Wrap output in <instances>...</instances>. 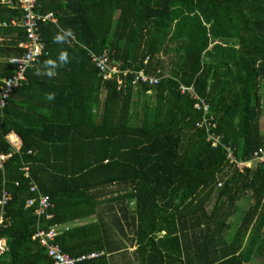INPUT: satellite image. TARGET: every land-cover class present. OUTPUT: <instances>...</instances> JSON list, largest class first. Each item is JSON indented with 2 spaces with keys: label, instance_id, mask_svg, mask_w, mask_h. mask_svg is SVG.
I'll list each match as a JSON object with an SVG mask.
<instances>
[{
  "label": "trees",
  "instance_id": "obj_1",
  "mask_svg": "<svg viewBox=\"0 0 264 264\" xmlns=\"http://www.w3.org/2000/svg\"><path fill=\"white\" fill-rule=\"evenodd\" d=\"M37 2L56 23L40 24L45 54L0 110V153L11 155L0 169V199L10 195L0 264H52L33 236L53 226L68 256L105 254L78 264H108L124 228L139 264H264V165L238 166L264 146V0ZM20 16L17 0H0V85L22 52L24 30L8 24ZM103 53L120 75L158 84L104 81L91 61ZM34 84L51 103L29 111ZM37 193L53 204L50 220L25 206Z\"/></svg>",
  "mask_w": 264,
  "mask_h": 264
},
{
  "label": "built area",
  "instance_id": "obj_2",
  "mask_svg": "<svg viewBox=\"0 0 264 264\" xmlns=\"http://www.w3.org/2000/svg\"><path fill=\"white\" fill-rule=\"evenodd\" d=\"M17 6L21 11V16L19 20H11L8 24L15 27H20L24 30L25 41L19 45L22 49V52L19 56L11 57L7 62L15 68V73L12 77L4 79L0 85V110L5 107L7 100L9 99L10 94L15 90L27 83V71L32 68L36 61L45 54V46L41 40L40 34V24L44 22L56 23V19L52 16L51 13L40 14L39 4L37 0H17ZM3 26L6 23L2 24ZM91 61L98 70L100 76L104 81H113L115 80L117 84H122V81L119 76L125 77L126 74L133 75V85L141 84L147 86H154L158 84L159 79L145 76L142 72L133 73L126 71L122 75L121 71L114 65L108 63V56L103 53L101 56L91 54ZM181 91H185L184 88H181ZM199 104L195 105L196 109L203 108L204 111H207L208 105L202 101L198 100ZM202 125L206 126V134L208 135V140L212 142V146H217L219 143V138L210 132L209 126L212 123V119L208 117L202 118ZM214 128V125H211ZM228 152V158L233 159L232 153L229 148H226ZM10 154L0 153V169H2L3 164L10 158ZM253 158L251 161L245 163H238L240 168L249 167L250 162H255L258 164L264 165V146L258 148L253 153ZM24 176L28 177V168L24 167ZM36 190L35 186L30 188V192L34 193ZM10 200V195L6 191H2V196L0 199V206H4L6 202ZM26 208H33V215L37 219L43 218L45 220H50L52 218L51 210L53 204L50 202L48 197L41 196L39 193L35 197H32L26 201ZM3 225L2 215L0 216V231L1 226ZM56 226L50 227L47 230L37 229L33 239H35L39 246L43 247L46 250L48 258L51 260L52 264H78L82 261L95 259L105 254L103 252L91 253L88 255H83L78 258H72L67 254L63 253L58 245L55 244L56 236ZM7 251L6 242L3 238H0V257Z\"/></svg>",
  "mask_w": 264,
  "mask_h": 264
},
{
  "label": "crops",
  "instance_id": "obj_3",
  "mask_svg": "<svg viewBox=\"0 0 264 264\" xmlns=\"http://www.w3.org/2000/svg\"><path fill=\"white\" fill-rule=\"evenodd\" d=\"M4 2V0H2ZM28 82V81H27ZM27 84V83H26ZM33 89H35V93H37L34 97V99L30 100L29 98H26V108H28L29 111L34 110V108H38L39 106H47L51 102H48V99L46 96L49 95V91L46 86L40 85V84H34ZM7 140L11 144V146L18 151V148L20 146V141L18 137L10 133L7 135ZM101 212H103V218L104 220H109L108 214H106L102 209H99ZM100 213V212H99ZM96 220V216L85 218L82 220H75L71 223H68L66 225L58 226L57 228L59 230H66L68 228H73L75 226H79L82 224L94 222ZM102 233L104 234V228ZM264 231V227H263ZM124 233L119 232L117 233L118 236V243L120 245V249L117 252L107 254L105 256V260L108 262V264H139V261L136 259L135 251H136V245L131 243L129 238H131V234L127 232V230L124 228ZM260 264V263H256Z\"/></svg>",
  "mask_w": 264,
  "mask_h": 264
},
{
  "label": "rangeland",
  "instance_id": "obj_4",
  "mask_svg": "<svg viewBox=\"0 0 264 264\" xmlns=\"http://www.w3.org/2000/svg\"><path fill=\"white\" fill-rule=\"evenodd\" d=\"M238 212L235 213V215L233 216V220L232 222H237L239 223L240 217L242 215V212L245 211L248 207V203H247V199L242 200L240 203H238Z\"/></svg>",
  "mask_w": 264,
  "mask_h": 264
},
{
  "label": "clouds",
  "instance_id": "obj_5",
  "mask_svg": "<svg viewBox=\"0 0 264 264\" xmlns=\"http://www.w3.org/2000/svg\"><path fill=\"white\" fill-rule=\"evenodd\" d=\"M59 59H60L61 61L66 60V54H61L60 57H59ZM48 98L51 99L52 97L49 96Z\"/></svg>",
  "mask_w": 264,
  "mask_h": 264
},
{
  "label": "bare ground",
  "instance_id": "obj_6",
  "mask_svg": "<svg viewBox=\"0 0 264 264\" xmlns=\"http://www.w3.org/2000/svg\"><path fill=\"white\" fill-rule=\"evenodd\" d=\"M46 105V104H45Z\"/></svg>",
  "mask_w": 264,
  "mask_h": 264
}]
</instances>
